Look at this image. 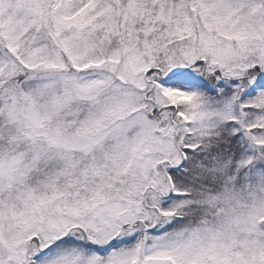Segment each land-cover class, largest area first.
<instances>
[{"label":"snow or ice","instance_id":"obj_1","mask_svg":"<svg viewBox=\"0 0 264 264\" xmlns=\"http://www.w3.org/2000/svg\"><path fill=\"white\" fill-rule=\"evenodd\" d=\"M0 264H264V0H0Z\"/></svg>","mask_w":264,"mask_h":264}]
</instances>
